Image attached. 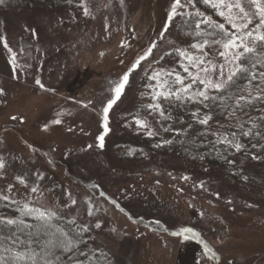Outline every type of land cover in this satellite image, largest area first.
Instances as JSON below:
<instances>
[{
	"label": "rangeland",
	"instance_id": "374dc122",
	"mask_svg": "<svg viewBox=\"0 0 264 264\" xmlns=\"http://www.w3.org/2000/svg\"><path fill=\"white\" fill-rule=\"evenodd\" d=\"M213 2L181 0L175 13L174 0L0 4V199L82 231L70 264H264V162L241 137L264 120V85L211 128L238 152L228 166L167 147L192 124L211 127L214 92L242 68L243 55L232 60L242 48L183 41L182 17H216L250 46L245 32L264 34L259 15L234 28Z\"/></svg>",
	"mask_w": 264,
	"mask_h": 264
},
{
	"label": "trees",
	"instance_id": "16d2710c",
	"mask_svg": "<svg viewBox=\"0 0 264 264\" xmlns=\"http://www.w3.org/2000/svg\"><path fill=\"white\" fill-rule=\"evenodd\" d=\"M28 1L48 3L55 8H63L78 0ZM245 2L249 5V0ZM202 6L206 7L203 4ZM209 20L211 23H201V21ZM197 24L200 26L197 27ZM215 24L223 23L216 17L207 18L198 13L183 16L179 30L180 36L183 41L203 39L227 41V37L221 30L214 27ZM223 25L224 32L232 35L231 29ZM251 46L256 47L257 51L242 56L243 71H239L226 87L217 89L210 100L211 127H207L209 122L192 124L193 126L186 132L178 134L167 145L172 153L182 158H192L193 162L220 167H226L236 159L238 152L235 148L227 143H216L211 128H215L214 123L227 116L238 103L244 104L245 96L264 85V79L259 76V73L264 72V42L256 41ZM256 106L258 107L259 104L253 107ZM255 124L251 127L249 134L241 137L245 141L244 150L252 154V162L259 165V161L255 158L260 155L264 162V120L259 123L258 119ZM20 216V210L15 205L0 199V221L8 219L16 221L15 224L0 222V256L5 258V264H70L67 260L85 246L84 233L62 219L52 216L50 219L49 217L41 219L40 217ZM13 241H16L14 247ZM66 242L68 247L64 248L63 245ZM9 248L12 251L6 252L5 249ZM16 252L25 253V256L17 261L14 256ZM78 264L108 263L105 262V257L96 255L90 261Z\"/></svg>",
	"mask_w": 264,
	"mask_h": 264
},
{
	"label": "snow or ice",
	"instance_id": "6c2138e0",
	"mask_svg": "<svg viewBox=\"0 0 264 264\" xmlns=\"http://www.w3.org/2000/svg\"><path fill=\"white\" fill-rule=\"evenodd\" d=\"M4 2V0H0V4H2ZM189 2H191V0H189ZM206 3L210 2V0H205ZM181 4V0H174V7H173V13L176 12V6H179ZM219 5H223L226 9H227V18L229 20L230 23H232V26L234 28L236 27H240L241 29H244V28H247V24L250 23L251 21L249 20V16L250 15H259L260 17V21H259V25L257 26L258 28H264V0H249V5L248 7L250 8L252 5H254L257 9V12L256 13H250L249 11H246V8L244 5H242L241 3V0H230V2L228 3H225V0H214L213 2V6L214 7H217ZM235 8L237 10V12L234 14L232 12V9ZM87 11V10H86ZM199 15V14H198ZM220 15H225V12L221 11L220 12ZM234 16L236 18H239L241 20L244 21L243 24L241 25H237L236 23H234ZM211 23V21H201V23ZM197 27H199L200 25L197 24L196 25ZM215 28H218L221 30V32L227 37V41L226 43H224V48L226 50H234V49H239V48H242L243 49V52H239V51H235L232 55V60L236 61V60H240L241 56L244 55V54H253L257 51L256 47H253V46H250L248 43H245L243 38H239L240 39V43H237V37H234L232 35H229L228 33L224 32V25L223 24H215L214 25ZM245 36L247 37H250L251 38V42L252 44H255L256 41H260V42H264V34H260L258 32V30L256 31V34L254 35V31L253 30H249L247 32H245L244 34ZM205 43H207L205 41ZM7 46V45H6ZM193 47H202V45H193ZM151 52V48L149 49V53ZM182 55H185V53H181ZM221 55H225V53H221ZM189 59H191L189 57ZM137 63H139V61H137ZM200 63H203V61H200ZM237 70L238 71H243L242 68H240L239 65H237ZM232 75L233 74H230L227 79L228 80H231L232 79ZM259 76L261 79H264V72L262 73H259ZM253 78L255 79L256 76L254 75ZM128 81V75L126 74L124 77H123V82L126 83ZM177 82L178 83H182L181 80H179V78H177ZM37 83H39V81H37ZM124 83H121L119 84L117 87H116V97L119 98L120 96V93L124 87ZM216 88H220L221 85L220 84H216L214 85ZM41 87H43V85H41ZM200 95H204V93H200ZM241 99H243V97H241ZM115 103L114 100H111L109 101L108 103V107L105 108V114L107 113L108 111V108H111L112 104ZM105 119H107L106 115H105ZM202 123H207V120H204V121H201ZM57 123H59V121H57ZM106 131H107V128H106ZM100 141H101V147H103V140H104V137L101 136L99 137ZM236 149L239 150L241 145L239 144H236L235 145ZM4 167V164L2 162H0V168H3ZM33 191H35V189H33ZM44 213L41 212L39 213V217L41 219L44 218ZM54 215V213H49L48 214V217L49 219L51 218V216ZM0 222H4V223H7V224H15L16 221L14 220H11V219H8V220H5V221H0ZM99 226V225H97ZM192 230L191 229H184L183 232H187V233H190ZM180 233H177V235H179ZM66 235V234H65ZM16 241H13V247L15 245ZM64 248H67L68 247V244L67 242L63 245ZM206 248H208L207 245H205ZM6 252H11L12 249L9 248V249H5ZM208 251H211V249L209 248ZM14 256L16 258L17 261H19L20 259H22L24 256H25V253H21V252H16L14 253ZM29 259H31V257H29ZM0 264H5V258L3 256H0Z\"/></svg>",
	"mask_w": 264,
	"mask_h": 264
}]
</instances>
